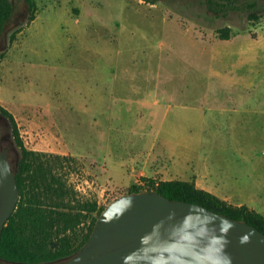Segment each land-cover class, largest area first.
I'll return each mask as SVG.
<instances>
[{"label": "rangeland", "instance_id": "rangeland-1", "mask_svg": "<svg viewBox=\"0 0 264 264\" xmlns=\"http://www.w3.org/2000/svg\"><path fill=\"white\" fill-rule=\"evenodd\" d=\"M35 2L28 21L25 0H13L0 34V103L26 148L66 156L50 162L71 190L66 205L41 199L81 218L79 236L80 202L106 206L150 178L191 181L200 159L259 163L264 177V10L249 19L195 0ZM0 120L14 165L19 149Z\"/></svg>", "mask_w": 264, "mask_h": 264}, {"label": "water", "instance_id": "water-1", "mask_svg": "<svg viewBox=\"0 0 264 264\" xmlns=\"http://www.w3.org/2000/svg\"><path fill=\"white\" fill-rule=\"evenodd\" d=\"M17 201L7 149H0V232ZM49 264H264V232L199 202L144 189L111 200L81 247Z\"/></svg>", "mask_w": 264, "mask_h": 264}, {"label": "trees", "instance_id": "trees-1", "mask_svg": "<svg viewBox=\"0 0 264 264\" xmlns=\"http://www.w3.org/2000/svg\"><path fill=\"white\" fill-rule=\"evenodd\" d=\"M145 1L155 3L158 0ZM195 1L204 12L223 17L232 13L245 12L249 19H256L260 15V9L264 10V5L259 6L257 0ZM25 2L30 11L28 16L30 21L36 11V2L35 0H25ZM12 13L13 0H0V34ZM18 31L19 29L15 28L11 32V41ZM217 32L219 37L227 39L231 36V27L221 26ZM0 116L8 119L11 135L19 149L14 165L10 163L18 186V201L0 232V259L18 264H49L68 258L87 240L97 216L105 206L98 205L96 202L90 206L87 200L80 202V210L85 211L84 219L88 221V224L80 231L79 236L76 227L81 222V218L69 209L49 208L41 199V197H53L58 200L57 206L66 205L63 200L70 196L71 190L61 177L53 173L52 165H50L51 159H65L66 156L26 148L13 114L1 103ZM4 148L0 141V149L4 150ZM144 189L157 191L169 198L199 202L218 212L245 220L264 232V216L260 212L249 208L246 204L229 203L197 187L193 180L150 178L146 187L136 186L128 192ZM68 230L73 231L76 237L66 236L64 233ZM53 234L56 236L60 234V236L53 240L51 237Z\"/></svg>", "mask_w": 264, "mask_h": 264}, {"label": "crops", "instance_id": "crops-1", "mask_svg": "<svg viewBox=\"0 0 264 264\" xmlns=\"http://www.w3.org/2000/svg\"><path fill=\"white\" fill-rule=\"evenodd\" d=\"M239 100L244 102L245 96L239 94ZM262 162H260V165H262ZM241 164L230 160L220 167L221 164L218 162L200 159L193 166L195 175L192 180L197 187L205 189L229 203L235 205L246 204L249 208L264 214V199L262 196V193H264V177L256 168L259 163H255L250 168H244Z\"/></svg>", "mask_w": 264, "mask_h": 264}, {"label": "flooded vegetation", "instance_id": "flooded-vegetation-1", "mask_svg": "<svg viewBox=\"0 0 264 264\" xmlns=\"http://www.w3.org/2000/svg\"><path fill=\"white\" fill-rule=\"evenodd\" d=\"M0 118H2L1 116H0ZM3 124H6V122L4 121V122H2L1 120H0V141H1V144L3 145V146H5L4 144H6V142H7V140H8V137H9V134L7 133H2V128H1V126L3 125ZM5 150L7 149L6 148V146H5V148H4Z\"/></svg>", "mask_w": 264, "mask_h": 264}]
</instances>
